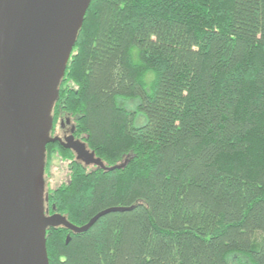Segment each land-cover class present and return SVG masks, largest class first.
Wrapping results in <instances>:
<instances>
[{
    "label": "trees",
    "instance_id": "16d2710c",
    "mask_svg": "<svg viewBox=\"0 0 264 264\" xmlns=\"http://www.w3.org/2000/svg\"><path fill=\"white\" fill-rule=\"evenodd\" d=\"M59 92L55 123L121 167L73 164L46 208L126 209L49 228L50 264H264V0H93Z\"/></svg>",
    "mask_w": 264,
    "mask_h": 264
},
{
    "label": "water",
    "instance_id": "95a60500",
    "mask_svg": "<svg viewBox=\"0 0 264 264\" xmlns=\"http://www.w3.org/2000/svg\"><path fill=\"white\" fill-rule=\"evenodd\" d=\"M93 0H0V264H50L49 228L88 231L46 208V151L59 141L85 164L107 167L71 138L51 136L53 108L77 37ZM71 239L67 236V242Z\"/></svg>",
    "mask_w": 264,
    "mask_h": 264
},
{
    "label": "flooded vegetation",
    "instance_id": "af4514ba",
    "mask_svg": "<svg viewBox=\"0 0 264 264\" xmlns=\"http://www.w3.org/2000/svg\"><path fill=\"white\" fill-rule=\"evenodd\" d=\"M75 127L76 126L70 117L62 116L59 118L58 123H55V121H54V125H53L52 131H51V136H53V137L58 136V137L62 138L63 140H66L67 138L72 137L71 140L80 141L86 145V147L89 151H93L88 147L86 140L82 136H79L78 133H76ZM53 143H58L63 149L70 151V155H72V157L71 156L70 157H67V156L60 157L59 156L60 158H62L63 160H66L68 162V164L70 165L69 169H72L74 166L73 164H76V163L81 164L83 167H85L89 173L92 172L97 167L94 164H89V165L85 164L84 161L78 159L77 153L74 150L64 147L61 144V142L56 141ZM53 156H58V153L55 152L54 154H51V158ZM47 157H48V155H47V151H46V169H45L46 173L45 174H47V176H49L51 170H50V165H49L50 163H47Z\"/></svg>",
    "mask_w": 264,
    "mask_h": 264
},
{
    "label": "rangeland",
    "instance_id": "374dc122",
    "mask_svg": "<svg viewBox=\"0 0 264 264\" xmlns=\"http://www.w3.org/2000/svg\"><path fill=\"white\" fill-rule=\"evenodd\" d=\"M150 74L152 75L151 72H149V75ZM117 101H118L119 105L130 108V109H134L136 107V105L140 102L139 99L130 100V99L122 98V97H119L117 99ZM144 122H146V117H145V115H143L141 113L139 118H138V123L143 124ZM49 163H50L49 165H50L51 172H50L49 176H47V174H45V181H46L45 182V187H46L45 189H46L47 195H48L50 189L56 188L61 183L68 181L69 175H70V172H69L70 165L68 164V162L66 160H63L59 156H53L52 158H50ZM45 173H46V170H45ZM48 210L50 212L49 208H48Z\"/></svg>",
    "mask_w": 264,
    "mask_h": 264
}]
</instances>
